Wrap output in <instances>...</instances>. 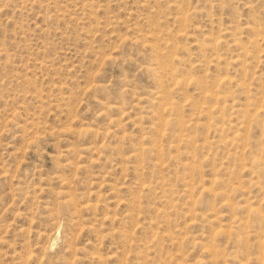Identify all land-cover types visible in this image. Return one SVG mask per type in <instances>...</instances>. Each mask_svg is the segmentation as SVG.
Masks as SVG:
<instances>
[{"label":"rangeland","instance_id":"obj_1","mask_svg":"<svg viewBox=\"0 0 264 264\" xmlns=\"http://www.w3.org/2000/svg\"><path fill=\"white\" fill-rule=\"evenodd\" d=\"M263 96L264 0H0V264H264Z\"/></svg>","mask_w":264,"mask_h":264},{"label":"bare ground","instance_id":"obj_2","mask_svg":"<svg viewBox=\"0 0 264 264\" xmlns=\"http://www.w3.org/2000/svg\"><path fill=\"white\" fill-rule=\"evenodd\" d=\"M237 58V57H236ZM164 92V91H163ZM152 93H153V90H152ZM160 93V92H159ZM263 98H264V96H263ZM260 100V99H259ZM264 103V102H263ZM170 106V105H169ZM236 218V217H235ZM248 222V221H247ZM260 229V228H259ZM218 231H219V229H218ZM220 232V231H219ZM262 260H264V257H263V259Z\"/></svg>","mask_w":264,"mask_h":264}]
</instances>
